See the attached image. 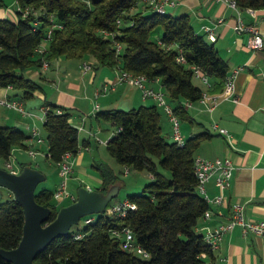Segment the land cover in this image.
Returning a JSON list of instances; mask_svg holds the SVG:
<instances>
[{"label":"trees","instance_id":"trees-1","mask_svg":"<svg viewBox=\"0 0 264 264\" xmlns=\"http://www.w3.org/2000/svg\"><path fill=\"white\" fill-rule=\"evenodd\" d=\"M15 1L20 7L31 6L38 13L24 17L16 9V20L0 18V88L19 90L24 100L41 89L27 70L40 68L43 58L51 62L61 56H89L97 66H118L136 74L144 73L150 80L159 78L180 116L186 111L182 99L195 102L203 93L194 81L193 65L210 76L213 91L224 87L230 70L228 61L220 55L214 42L194 29L187 13H159L148 6L138 9L142 0ZM237 1L241 8H264V0ZM53 19L62 27L54 28L47 51L40 54L37 48ZM118 20L122 21L120 25ZM158 30L161 35L154 38ZM103 31L114 32V37H105ZM117 42L122 45L119 52ZM180 51L186 58L185 63L177 61ZM46 105L50 107L44 119L47 156L58 162L65 152H78L79 129L70 121L71 113L65 107L52 102ZM162 114L156 103L97 113L99 120L118 127L107 141L110 154L121 165L149 171L153 180L142 192L127 195L136 202L137 209L120 218L106 212L111 208L110 202L105 212L88 215H94L95 220L80 230L85 233L82 238H74L73 232L77 230L55 238L37 255V264H213L205 258L213 254V249L196 229L210 204L198 190L194 167L195 153L209 134H194L184 145H178L164 135ZM27 138L21 128L0 123V160H7L16 147L26 148ZM27 164L21 163V169ZM158 164L171 175L161 174ZM95 167L102 178L98 190L107 191L119 182L107 164L98 163ZM53 193L54 190L46 187H37L35 192L37 202L52 208L50 220L59 210ZM24 222L23 206L13 196L2 198L0 247L11 249L19 244ZM123 226L131 227L136 243L149 251L148 258L124 249L122 238L113 235L112 229ZM0 264L12 262L0 256Z\"/></svg>","mask_w":264,"mask_h":264},{"label":"crops","instance_id":"crops-1","mask_svg":"<svg viewBox=\"0 0 264 264\" xmlns=\"http://www.w3.org/2000/svg\"><path fill=\"white\" fill-rule=\"evenodd\" d=\"M176 1L177 6H167V13L189 14L194 29L214 42L220 55L228 61L229 71L238 66L243 67L235 77L236 100L220 98L219 103L211 111L204 103L195 101L191 106L185 107L183 116L178 115L186 139L201 132L209 134L201 141L196 156L209 159L230 157L235 165L232 185L225 191V203L211 204V216H202L196 229L200 232L205 227H216L221 222H226L235 204H244L250 219L264 220V49L254 50L247 47L249 34L235 30L239 12L230 5L215 0ZM9 14V9L0 7V18L9 17ZM240 16L246 23L256 25L264 34V8H256L255 16L246 8H241ZM204 26L212 29L214 39L208 36L209 33ZM160 35L161 31L158 30L155 37L159 38ZM84 61L90 62L93 66L86 73L81 71V64ZM119 69L118 66H97L95 59L89 56L84 58L61 56L52 60L47 69L30 68L27 70L30 77L36 79L40 76L43 79L41 89L36 90L32 98L22 99L19 90L14 88H2V92L20 99L26 105V109L34 114L24 115L14 111L15 115L12 118L5 113L4 121L8 123L4 124L14 125L25 131L28 135L25 149L45 151L47 156L48 144L44 147L36 143L31 138V129L38 127V119L43 116L42 108L47 106L46 103L52 102L65 107L71 113L70 121L76 127L82 124L83 129H79V145L87 146V151H92L93 142H97L96 136L103 138L101 120L97 118L99 111L129 109L155 103L153 99L144 98L141 91L129 82L119 83L107 94L96 98L97 88L113 81ZM148 84L165 91L159 78L150 80ZM200 87L203 90L207 89L204 84ZM210 91L220 92L213 89ZM186 101L188 100L182 99V103ZM96 104L97 111L94 110ZM162 113L164 135L167 139L171 137L168 140H173L170 119L163 109ZM108 123L117 131L118 127L115 124ZM220 127L226 128L229 136L221 133ZM116 131H113L109 138ZM15 150L19 152L23 148L16 147ZM73 158L75 166L77 157L74 155ZM33 166L42 170L38 163ZM206 189L211 197L220 192L214 179L207 182ZM6 191L9 197L13 196L8 190H4L3 194ZM72 193L77 196L76 193ZM205 258L213 264H264V234L246 235L240 226H236L224 235L220 245L213 249V254Z\"/></svg>","mask_w":264,"mask_h":264},{"label":"built area","instance_id":"built-area-1","mask_svg":"<svg viewBox=\"0 0 264 264\" xmlns=\"http://www.w3.org/2000/svg\"><path fill=\"white\" fill-rule=\"evenodd\" d=\"M219 2L226 3L231 7L235 8L239 12L238 20L235 25V30L237 32H247L249 34L247 40V47L250 49H264V34L257 28L256 25L246 23L243 18L240 16L241 7L238 5L237 0H215ZM142 3L146 4L150 9L155 10L159 13L167 12V6H177L178 2L176 0H142ZM15 9L21 10L22 15L24 17L29 14H37V10L31 6L20 7V5L16 4ZM246 9L252 15H256V8L246 7ZM121 20H118L117 23L120 25ZM34 25H38V21L34 22ZM62 27V24L56 22L54 19L52 20L50 26L46 31V37L44 40L50 41L52 38V32L54 28ZM205 30L209 33L208 36L212 39L215 38L212 29L209 26H204ZM105 37H114V32L103 31ZM171 46V45H170ZM167 46V48H170ZM116 47L118 52L121 50V43L117 42ZM47 51V47H42L41 45L37 48V52L40 54H44ZM177 61L181 63L186 62L185 56L180 51L179 56L177 57ZM50 66V61L46 58H43L42 68L47 69ZM92 64L88 61H84L81 64L82 73H86L90 69H92ZM194 70L195 77L200 79V81L206 86L207 89L203 90V93L198 100L201 103H204L208 110H213L216 105L219 103L220 98L229 99L232 98L234 100L237 99L235 95V77L236 74L242 66H238L233 70L229 71L225 81L224 87L219 93L211 92L213 89V83L210 76L204 73L198 66H192ZM150 79L144 73H133L131 71L125 69H119V72L116 75V78L111 81L105 83L102 87L97 88L95 92V97H99L100 95H105L109 91L115 88V86L119 83L129 82L132 85L139 88L142 92V95L146 99H153L155 103L163 109V111L168 115L171 126H172V138L178 145H184L186 142V138L181 130V120L178 114L174 110L173 104L169 101L168 94L166 91L162 89H157L150 86ZM3 88H12V87H3ZM192 101H186V103H182L184 107H188L192 105ZM0 105L6 106L8 108H12L22 114H34L31 111L27 110L24 103L17 98L10 97L5 92H2V88H0ZM50 109L49 106H45L42 108L43 111V120L45 119L46 112ZM94 110H98V104L95 105ZM60 112V110H57ZM216 127V125H214ZM78 129H83L82 124L77 127ZM118 130V129H117ZM219 131L226 136H229V133L226 128L220 127ZM31 138L36 143H43L44 138L40 135L39 129L36 127H32L31 129ZM97 141L102 142L99 136H96ZM84 148V147H83ZM85 148H88L85 146ZM81 146L78 147V152L81 151ZM15 148L13 149V151ZM30 155L36 156L40 151H37L33 148L26 149ZM13 151L9 158L5 161V168L12 172H19L21 170L20 166H16L11 160L13 155ZM77 152V153H78ZM74 153L67 151L65 152L61 159L57 162L61 172L64 177L62 181L58 184L57 188L54 190L53 197L56 201H63L65 198H70L72 201L76 200V195L69 192L68 190V177L74 171ZM195 173L198 179V190L205 197L207 202L210 204V207L205 211V217H210L212 214L211 204L222 205L226 201L225 191L232 185V177L235 169V165L230 157H216L214 159L205 158L202 156H195L194 160ZM128 170V169H127ZM211 179L215 180L216 186L220 189V192L215 196L211 197L207 193L206 184ZM137 209L136 202L129 199L127 196L123 199H120L111 205V211L113 214L118 215L120 218H123L127 215L130 210ZM95 216H87L83 221L85 224L94 222ZM236 226H240L243 230V233L246 235L249 234H264V220H252L250 219L245 210L244 204H235L231 214L228 217L226 222H221L216 227H205L203 231H200L203 235V240L212 248L215 249L220 245V242L224 238V235L234 229ZM76 231V230H75ZM113 235L122 238V245L124 249L136 252L142 255L145 258L150 256L149 251H147L140 244L136 243L134 232L129 226H123L122 228H114L111 230ZM74 233V238L79 239L82 238L85 233L77 230Z\"/></svg>","mask_w":264,"mask_h":264},{"label":"water","instance_id":"water-1","mask_svg":"<svg viewBox=\"0 0 264 264\" xmlns=\"http://www.w3.org/2000/svg\"><path fill=\"white\" fill-rule=\"evenodd\" d=\"M46 174L39 168L27 164L19 172L0 166V200L8 190L22 206L25 214L23 235L19 244L11 249L0 247V256L12 264H37V255L57 237L68 235L72 226L91 214L106 211L110 202L117 197L119 183L112 184L107 191L80 186L77 198L57 211L50 220L52 208L37 202L35 192Z\"/></svg>","mask_w":264,"mask_h":264},{"label":"rangeland","instance_id":"rangeland-1","mask_svg":"<svg viewBox=\"0 0 264 264\" xmlns=\"http://www.w3.org/2000/svg\"><path fill=\"white\" fill-rule=\"evenodd\" d=\"M15 2H16L15 0H3L4 4L3 5L0 4V7H2L3 9L7 8L10 10L9 17L13 20H16L17 18ZM146 7L147 5L142 2L138 4V9H145ZM135 9H133V11H135ZM48 45H49V41L47 40H43L41 43L42 47H48ZM32 68L36 69L37 67H32ZM35 80L38 81L40 84L41 82H43V79L40 76H37ZM194 81L196 84L203 86V83L197 77H194ZM14 111L16 110L0 105V120H1L0 122L3 124L8 123L7 121H4L5 119L3 116L5 115V113H8V115H10L13 118L15 115ZM24 115H30V114H24ZM101 127L103 129V133H102L103 138H101L103 139V141L100 142L97 141L96 139L97 142H93L92 144V151H87L88 148H85L83 145L80 144L82 149L80 152L75 154V157H77V163L74 166V171L68 177L67 184H68L69 192L71 193L74 192L76 194L80 186H86L91 189L93 188L95 189L101 186L102 178L95 165H97L98 163H105L114 170L115 174L119 177V183L121 184L117 197H115L111 201V204H113L116 201L125 198L128 194L142 192L146 184L151 182L153 178L151 173L147 170H136L132 167H128L127 170L126 166L119 164L116 161V159L110 154L107 148V140L111 135V133L116 130L114 126H112V124L105 122L104 120L103 121L101 120ZM37 128L40 131V135L44 138L43 143H39V144L46 147L47 139H46V130L44 127L43 118L38 119ZM80 137H82V133L80 134ZM168 139H171V137H168ZM79 158L81 159V161H78ZM154 159L156 162H158L157 157H154ZM11 160H13V163L16 166H20L21 163H28L31 165H35L38 163L40 165V168L47 174V180L41 182L38 188L46 187L49 190H55L64 177L57 162H54L50 158H48L46 156L45 151L39 152L36 156H32L25 148H23V150L19 152L14 150ZM5 161L6 160H0L1 167H5ZM157 169L161 174L165 176L169 177L171 175V172L161 167L160 164H158ZM8 197H9L8 192L7 191L4 192L3 199H6ZM54 201L57 204L58 208L72 202L70 198H65L63 201L60 202L56 201L55 199ZM106 212L108 214H112L111 208H109ZM85 225H86L85 222L83 221V219H81L78 224L72 226L71 230H82L85 227Z\"/></svg>","mask_w":264,"mask_h":264}]
</instances>
